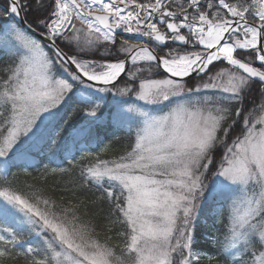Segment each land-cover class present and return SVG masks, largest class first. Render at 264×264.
Here are the masks:
<instances>
[{
    "label": "snow or ice",
    "instance_id": "1",
    "mask_svg": "<svg viewBox=\"0 0 264 264\" xmlns=\"http://www.w3.org/2000/svg\"><path fill=\"white\" fill-rule=\"evenodd\" d=\"M77 165L102 225L14 184ZM21 255L264 264V0H0V264Z\"/></svg>",
    "mask_w": 264,
    "mask_h": 264
},
{
    "label": "trees",
    "instance_id": "2",
    "mask_svg": "<svg viewBox=\"0 0 264 264\" xmlns=\"http://www.w3.org/2000/svg\"><path fill=\"white\" fill-rule=\"evenodd\" d=\"M117 137L120 139L117 140ZM102 138L103 143L94 150V155L95 152H100V149L104 148V146L108 144H110L108 150L106 152L100 153L102 159H113L124 153L128 141L124 137L123 133L116 132L114 134H106ZM50 167L56 168L57 164H51ZM59 167L63 169H69L71 166L67 161H64L59 163ZM79 167L80 166L77 165V167L71 171H57L55 173L48 172L47 174H45L40 169H30V174H25L20 170L13 169L14 172H17V176L14 179V184L22 191H29L31 190L32 186H35L36 188L42 189L45 195L53 196L58 202H62L61 197H63V202H81L84 206L80 208V214L84 215V219L87 220L90 218L85 213L93 214V218L95 219L94 214L97 211L99 205L93 204V201H96L97 197L100 196V192L91 185H84L81 187L82 182L80 179ZM200 222L202 225L211 226V220L207 210H205L204 214L200 217ZM95 223L102 225L105 222L95 219ZM218 226L219 225H217V227ZM97 231L101 233L102 238L106 234L99 227L97 228ZM112 235V242H119V238L115 236L114 232ZM22 251V248L16 249L17 253H22ZM7 264H24V258L22 255L15 256L13 259L8 260Z\"/></svg>",
    "mask_w": 264,
    "mask_h": 264
},
{
    "label": "rangeland",
    "instance_id": "3",
    "mask_svg": "<svg viewBox=\"0 0 264 264\" xmlns=\"http://www.w3.org/2000/svg\"><path fill=\"white\" fill-rule=\"evenodd\" d=\"M205 221H207V220H205Z\"/></svg>",
    "mask_w": 264,
    "mask_h": 264
}]
</instances>
